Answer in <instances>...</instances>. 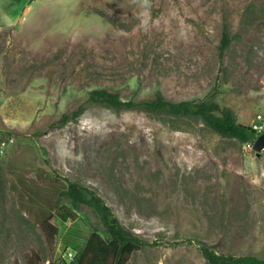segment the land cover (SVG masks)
Segmentation results:
<instances>
[{"label": "rangeland", "instance_id": "374dc122", "mask_svg": "<svg viewBox=\"0 0 264 264\" xmlns=\"http://www.w3.org/2000/svg\"><path fill=\"white\" fill-rule=\"evenodd\" d=\"M30 1L0 0V264H73L91 233L109 240L67 202L74 217L56 213L49 242L14 191L38 171L92 189L146 243L126 264H208L203 246L264 259V150L198 118L84 103L99 89L209 99L251 127L264 119V0Z\"/></svg>", "mask_w": 264, "mask_h": 264}, {"label": "trees", "instance_id": "16d2710c", "mask_svg": "<svg viewBox=\"0 0 264 264\" xmlns=\"http://www.w3.org/2000/svg\"><path fill=\"white\" fill-rule=\"evenodd\" d=\"M229 42L227 34L223 33L219 45L220 56ZM84 103L114 110H142L172 117L198 118L220 137L236 139L241 143H252L257 137L251 127L237 123L230 110L220 109L216 102L209 99L171 102L157 93L145 100H123L116 91L99 89L91 91ZM80 109L73 112L71 118L77 117ZM62 119L69 118L64 116ZM14 180L18 207L32 216L49 242L57 234V229L50 223L56 213L59 212L67 220L74 217L71 207L83 205L97 215L109 240L98 233H91L73 264H126L134 252L146 246L121 226L109 206L92 189L61 178L56 172L46 174L38 171L35 176L17 174ZM200 252L208 264H264V259L220 255L204 246L200 247Z\"/></svg>", "mask_w": 264, "mask_h": 264}, {"label": "built area", "instance_id": "2783aa9c", "mask_svg": "<svg viewBox=\"0 0 264 264\" xmlns=\"http://www.w3.org/2000/svg\"><path fill=\"white\" fill-rule=\"evenodd\" d=\"M263 124H264V119L262 118V116H257L254 123L251 126V129L258 135L262 131ZM67 257L70 262L73 261L74 259L71 253L67 254Z\"/></svg>", "mask_w": 264, "mask_h": 264}, {"label": "water", "instance_id": "95a60500", "mask_svg": "<svg viewBox=\"0 0 264 264\" xmlns=\"http://www.w3.org/2000/svg\"><path fill=\"white\" fill-rule=\"evenodd\" d=\"M252 150L256 153H260L264 150V133L258 135L252 142Z\"/></svg>", "mask_w": 264, "mask_h": 264}, {"label": "crops", "instance_id": "0c3cea01", "mask_svg": "<svg viewBox=\"0 0 264 264\" xmlns=\"http://www.w3.org/2000/svg\"><path fill=\"white\" fill-rule=\"evenodd\" d=\"M32 1H35V0H32ZM32 1H30V2H29V4H31V3H32Z\"/></svg>", "mask_w": 264, "mask_h": 264}]
</instances>
